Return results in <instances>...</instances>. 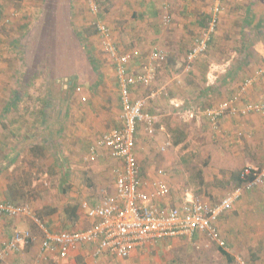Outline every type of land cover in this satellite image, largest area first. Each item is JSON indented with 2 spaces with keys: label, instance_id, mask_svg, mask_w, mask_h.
Here are the masks:
<instances>
[{
  "label": "crops",
  "instance_id": "obj_1",
  "mask_svg": "<svg viewBox=\"0 0 264 264\" xmlns=\"http://www.w3.org/2000/svg\"><path fill=\"white\" fill-rule=\"evenodd\" d=\"M205 1L99 0L100 11L93 14L88 0H0V202L25 203L30 181L24 175H65L69 189L62 188L67 189L65 196L60 195L61 209L38 216L53 230L63 224L80 229L91 223L83 204L95 206L105 192L114 191L120 161L98 141L120 128L123 119L115 62L96 27L102 20L121 53L129 56L130 74L145 73L154 50L164 56L156 62L154 80L132 88L133 97L145 98V111L158 116L153 135L143 122L138 124L137 153L142 177L166 180L171 188L162 205L178 203L185 187L191 186L177 182L170 155L190 150L195 141L192 124L197 129L203 126L201 133L212 126L208 118L186 120L180 108L191 107L192 102L213 107L232 100L240 108L264 101V76L258 75L264 67V0H224L226 8L207 51L189 68L188 53L210 18L211 0ZM167 12L171 21L166 25ZM249 79L252 84L245 85ZM78 86L86 101L77 93ZM176 112L182 118L173 123L162 118ZM213 131L216 157L227 166L223 169L234 163L264 166V113L225 115ZM161 167L167 174L159 175ZM84 175L87 182L80 178ZM15 192L18 197L12 195ZM68 205L77 206L76 221L65 214ZM217 225L226 247H187L192 245L187 237L168 238L153 247L159 254L151 259L152 251L136 250L132 263L161 264L167 259L171 264H194L204 256L206 264H234L241 253L251 255L252 264H264V184L246 191L219 216ZM17 229L32 230L37 241L10 252L1 264H121L108 253L93 257L92 244L67 259L51 254L44 261L42 232L25 215H0V247Z\"/></svg>",
  "mask_w": 264,
  "mask_h": 264
},
{
  "label": "built area",
  "instance_id": "obj_2",
  "mask_svg": "<svg viewBox=\"0 0 264 264\" xmlns=\"http://www.w3.org/2000/svg\"><path fill=\"white\" fill-rule=\"evenodd\" d=\"M88 2L93 14L99 13V0ZM225 8L224 0H211L209 21L188 53L189 62L207 51ZM164 21H171L170 13L165 14ZM96 27L105 50L115 62L122 105V126L104 134L98 141V146L109 150L111 156L120 161V165L115 169L114 191L105 192L102 200L95 206L83 204L86 216L91 222L86 228L53 230L34 213L29 203L0 202V215H25L38 224L42 232L40 256L44 261H47L51 254L67 259L73 251L88 244L94 245L93 257L108 253L116 258L126 259L136 250L151 252L160 240L174 237H187L197 247H201L203 243L206 246L215 243L226 247L217 220L223 212L232 209L244 191L264 184V166L260 169L245 166L239 172L236 187L216 204L187 186L178 203L162 205L161 201L170 195L171 188L166 180L148 181L142 177L136 140L138 124L143 122L148 133L153 135L157 117L145 111V98L133 97L132 88L140 84H150L155 78V62L164 56L160 50H154L146 72L132 75L128 69L130 58L121 53L109 26L102 20H97ZM258 75L264 76V67L258 71ZM252 81L253 79L246 80L245 85L252 84ZM76 90L81 99L86 101L83 87L78 86ZM175 105L180 106L178 103ZM180 111L186 120L201 121L202 118H208L212 127L219 129L221 119L225 115L264 113V101L247 102L238 108L232 100H228L218 106L203 109L187 107L180 108ZM169 145L170 142L162 149L165 150ZM96 153V146H93L91 156L95 157ZM157 172L159 175L167 174L164 167L159 168ZM196 236H201L204 240L199 242L195 239ZM35 241L37 236L32 230H15L10 240L0 247V264L10 252L20 251ZM237 263L251 264L242 256L237 257Z\"/></svg>",
  "mask_w": 264,
  "mask_h": 264
},
{
  "label": "rangeland",
  "instance_id": "obj_3",
  "mask_svg": "<svg viewBox=\"0 0 264 264\" xmlns=\"http://www.w3.org/2000/svg\"><path fill=\"white\" fill-rule=\"evenodd\" d=\"M202 2H207L205 0H201ZM263 1V0H262ZM261 1V2H262ZM258 6V5H257ZM259 8L262 6H258ZM163 22V20H162ZM164 24H169L166 23L165 21L163 22ZM257 31V30H255ZM195 61V60H194ZM194 61L187 63V67H191V65L194 63ZM155 67H156V62H155ZM197 101V100H196ZM191 107H196V108H207L209 105H201L197 102H192ZM212 106V105H210ZM162 111V110H161ZM159 111L158 114L163 113ZM165 113V112H164ZM163 113V114H164ZM158 117V116H157ZM181 114L179 113H171L168 115H163L162 118H170L171 123L173 121H176L175 118H179ZM165 120V119H164ZM193 120V119H192ZM190 123V122H189ZM195 123L196 122H191ZM194 125V124H192ZM190 126L191 130V135L192 139L194 138L195 141L191 142L190 144V150L186 151V154L183 155V153H175L174 155H170L171 158H173L174 163V170L173 171V176L177 178V182L182 183H188L189 186L197 193L202 195L205 199L208 197L211 202L213 203H218L220 199L228 192L232 191L236 185L238 184V180L235 177V174L239 173L245 166L238 167L239 163H237L232 167H228V169H223L227 168L225 161L221 158H217L216 156V151L214 150L218 145V142L215 137H213V131L212 126L206 127L203 129L201 133V127L197 125L199 128L197 129L196 126ZM212 136V137H211ZM217 142V143H216ZM172 152V148H170L167 153ZM181 156V157H180ZM65 162V159H64ZM229 163H232L231 161ZM94 164L88 165L89 168H93ZM96 165V164H95ZM97 166V165H96ZM95 166V167H96ZM98 167V166H97ZM256 168V167H255ZM50 169V168H49ZM230 169V170H229ZM229 170L230 173L225 175V171ZM40 171H44V168L41 167ZM228 171V172H229ZM235 172V173H234ZM11 177V176H9ZM26 179L29 182V192L25 203H29L36 215H40L43 217L44 214L51 212V210H59L61 209V200H60V195L65 196L66 192L65 189H69V186L65 184V180L63 177L65 175H58L55 173L48 174L47 176L43 174H33V175H24ZM83 179L85 182L88 181L89 178H87L85 175L80 177ZM92 180V179H91ZM90 180V182H91ZM110 180L113 181V179L110 177ZM229 180V181H227ZM236 182V183H234ZM213 184V186H212ZM63 186H66L64 191L62 190ZM210 186L212 188H210ZM222 189L225 190L224 195H221ZM255 189V188H254ZM252 189V190H254ZM248 191V190H246ZM244 191L242 195L246 192ZM22 193L25 191H21ZM27 192V191H26ZM19 195L18 192L13 193L12 195L15 197H18L16 195ZM241 195V196H242ZM240 196V197H241ZM208 200V199H207ZM209 200V201H210ZM23 203V202H22ZM44 218V217H43ZM87 222V221H86ZM85 224V222H84ZM79 225V226H78ZM62 228L68 227V224L65 226L64 224L62 225ZM82 226V224H77V227ZM186 244V243H185ZM187 247H195L198 248L196 245L192 243L191 244H186ZM207 247H213L216 248L215 243H210L209 246H206L204 243L201 245L199 248H207ZM155 251L152 249V254H148L150 259L155 256ZM159 253H156V255ZM240 256L243 258L249 260L252 264V257L251 255L246 256L244 254L240 253ZM202 257V259H201ZM204 256H200V259L196 261L194 264H206L204 259ZM116 259V258H115ZM120 259V258H119ZM116 259V261H120L121 264H133L132 261L134 258H126V259ZM132 259V260H131ZM167 259H163L161 264H171L166 261ZM234 264H237V259L234 262Z\"/></svg>",
  "mask_w": 264,
  "mask_h": 264
},
{
  "label": "trees",
  "instance_id": "obj_4",
  "mask_svg": "<svg viewBox=\"0 0 264 264\" xmlns=\"http://www.w3.org/2000/svg\"><path fill=\"white\" fill-rule=\"evenodd\" d=\"M237 175V177H236V179L238 178V175H239V173L238 174H236ZM17 196V195H16ZM11 201V203H14V204H21L20 202H12V200H10ZM65 214L67 215V216H69L70 218H72L73 220H75L76 221V211H77V206L75 205V206H70V205H68V206H66L65 207ZM38 216V215H37ZM39 217V216H38ZM40 218V217H39Z\"/></svg>",
  "mask_w": 264,
  "mask_h": 264
}]
</instances>
